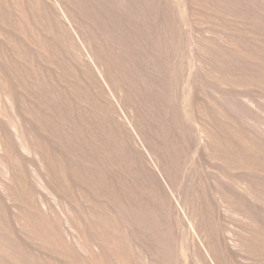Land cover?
Here are the masks:
<instances>
[{
  "label": "rangeland",
  "instance_id": "rangeland-1",
  "mask_svg": "<svg viewBox=\"0 0 264 264\" xmlns=\"http://www.w3.org/2000/svg\"><path fill=\"white\" fill-rule=\"evenodd\" d=\"M0 264H264V0H0Z\"/></svg>",
  "mask_w": 264,
  "mask_h": 264
},
{
  "label": "bare ground",
  "instance_id": "bare-ground-1",
  "mask_svg": "<svg viewBox=\"0 0 264 264\" xmlns=\"http://www.w3.org/2000/svg\"><path fill=\"white\" fill-rule=\"evenodd\" d=\"M101 1V0H100ZM99 5H102V4H99ZM103 7V6H102ZM15 23V22H14ZM120 23V22H119ZM123 36H124V34H123ZM125 38H126V36H125ZM168 57V56H167ZM17 57H15V59H16ZM23 59V58H22ZM19 60V59H18ZM164 62V61H163ZM17 64V63H16ZM18 65V64H17ZM30 68V67H29ZM32 68V67H31ZM28 70V69H27ZM34 70V69H33ZM32 71V70H31ZM22 84V83H21ZM43 84V83H42ZM20 86H22V85H20ZM59 115V114H58ZM37 116V115H36ZM60 117V116H59ZM61 117H63V116H61ZM64 118V117H63ZM40 125V124H39ZM57 148V147H56ZM58 149V148H57ZM98 159V158H97ZM52 161H54V160H52ZM57 163V162H56ZM88 168V167H87ZM65 169V168H64ZM105 170V169H104ZM94 171V170H93ZM53 172V171H52ZM59 172V171H58ZM92 172V171H91ZM67 174V173H66ZM81 174V173H80ZM103 174V173H102ZM60 176V175H59ZM66 176V175H65ZM85 176V175H84ZM105 178V177H104ZM114 180V179H113ZM76 181V180H75ZM84 181V180H83ZM99 181H100V179H99ZM109 182V181H108ZM112 186V185H111Z\"/></svg>",
  "mask_w": 264,
  "mask_h": 264
}]
</instances>
